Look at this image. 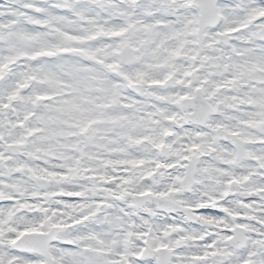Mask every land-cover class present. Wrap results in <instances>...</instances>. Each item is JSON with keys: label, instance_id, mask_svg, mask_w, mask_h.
Here are the masks:
<instances>
[{"label": "snow or ice", "instance_id": "snow-or-ice-1", "mask_svg": "<svg viewBox=\"0 0 264 264\" xmlns=\"http://www.w3.org/2000/svg\"><path fill=\"white\" fill-rule=\"evenodd\" d=\"M0 264H264V0H0Z\"/></svg>", "mask_w": 264, "mask_h": 264}]
</instances>
